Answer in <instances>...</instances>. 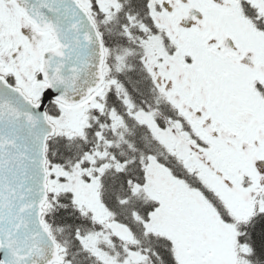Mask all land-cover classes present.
<instances>
[{
    "label": "snow or ice",
    "instance_id": "obj_1",
    "mask_svg": "<svg viewBox=\"0 0 264 264\" xmlns=\"http://www.w3.org/2000/svg\"><path fill=\"white\" fill-rule=\"evenodd\" d=\"M0 264H264V0H0Z\"/></svg>",
    "mask_w": 264,
    "mask_h": 264
}]
</instances>
